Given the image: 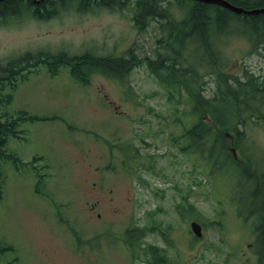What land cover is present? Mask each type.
Listing matches in <instances>:
<instances>
[{"label": "rangeland", "instance_id": "rangeland-1", "mask_svg": "<svg viewBox=\"0 0 264 264\" xmlns=\"http://www.w3.org/2000/svg\"><path fill=\"white\" fill-rule=\"evenodd\" d=\"M164 3L172 18L184 16L177 0ZM74 10L46 20L0 21V61L37 50L119 55L130 46L151 55L165 34L158 19L138 31L128 6ZM238 20L232 22L238 31L228 33L227 26L219 32L227 35L211 37L219 63L197 67L207 94L218 69L264 75V49L250 50L248 37L240 36L248 27ZM11 94L3 110L40 118L20 123L25 138L7 140L5 152L15 159L0 158V264H154L149 246L159 264H258L257 247L264 244L238 208L239 199H251L252 184L222 154L215 158L205 147L200 158L185 144L181 134L194 120V104L184 82L140 63L123 84L101 74L85 84L68 66L51 73L39 64ZM259 100L251 122L240 124L238 149L251 163L241 161L244 167L264 170V97ZM206 115L201 121L209 123ZM238 183L242 189H235ZM191 220L202 226L199 238ZM129 231L141 234L136 259Z\"/></svg>", "mask_w": 264, "mask_h": 264}, {"label": "trees", "instance_id": "trees-1", "mask_svg": "<svg viewBox=\"0 0 264 264\" xmlns=\"http://www.w3.org/2000/svg\"><path fill=\"white\" fill-rule=\"evenodd\" d=\"M184 1L177 0V3L182 4L180 6L185 8L184 16L181 19L171 20L172 25H169L166 19L171 16L166 8L167 4L164 3L165 0H0L1 22L8 18L10 20L23 18L25 15L33 19L46 20L69 9L86 12L98 8L121 10L128 6L131 11V19L138 31H142L150 21L158 19L161 31L165 33L157 40L158 45L153 49L151 55H139L131 46L118 56L108 53L96 55L91 51L70 55L63 50L58 53L37 50L8 58L4 62L0 61V158L4 156L14 158L5 152L4 147L10 137L25 138L20 123L26 119L40 118L29 116L22 111L9 114L3 110V107L10 102L11 91L16 87L18 81L25 79L27 74L39 64H45L51 73L59 70L61 65L68 66L72 77L85 84L89 83L90 77L94 74H101L123 84L125 79L130 76L134 66H138L140 63L145 64L152 73L160 77L181 81L190 87L194 104L191 115L194 120L181 134L187 139L185 144L192 147L189 149L197 153L200 158H204L202 155L205 147H207L208 154L215 158L220 154L228 159L231 158L224 146V132L230 130L237 138H240V135L243 138V132L239 131L240 124L238 123L243 122L244 113L254 110L253 103L264 97V75L256 74L244 67L240 71V76L219 73L214 91L207 94L204 76L197 71V67L205 65L208 61L213 65L218 63L217 52L213 48L214 43H211V33L215 31L214 29L225 28L229 22L230 14L228 9L219 5L194 0L192 3L186 4ZM256 2L257 4L250 7L264 6L263 0ZM240 5L246 6L243 3ZM235 15L238 19L244 20L242 23L248 27L247 29L244 27L245 30L242 33L252 43V50L264 49V15L258 13ZM237 18L235 20L241 22ZM189 44H194L196 49L201 48L203 51L200 52L201 49L191 51L188 48ZM183 49L188 53L186 54ZM242 109L244 110L242 111ZM206 114L209 116L210 124L201 121ZM212 125L218 127L216 131L211 130L210 126ZM174 140L179 142L180 138ZM181 150H186V147ZM212 167L215 169L217 166L212 164ZM244 173L248 174L247 171ZM261 177L263 176L249 174L247 180H244L252 184L250 202L256 197L257 205L261 204V200L259 196L257 198L254 195V179ZM1 179L0 172V194ZM192 208H189V211ZM258 230L260 233L257 239L264 244V225ZM140 236V233L136 232L133 235L130 231L126 235L133 257L136 256L135 250L142 243L138 240ZM149 247L152 248L149 252L153 256L152 260L156 262L154 264H159L161 257L154 251L156 248ZM256 252L258 264H264V245L257 247Z\"/></svg>", "mask_w": 264, "mask_h": 264}, {"label": "flooded vegetation", "instance_id": "flooded-vegetation-1", "mask_svg": "<svg viewBox=\"0 0 264 264\" xmlns=\"http://www.w3.org/2000/svg\"><path fill=\"white\" fill-rule=\"evenodd\" d=\"M224 1H226L230 4H233V5H236L238 7L248 9V10L252 9V8H256V7H250V6L257 4V2H256L257 0H237V1H234L237 3H234L232 0H224ZM242 3L245 4L246 6L240 5ZM209 4H215V3H209ZM215 5H217V4H215ZM248 7H250V8H248ZM257 7L258 8H264V6H257ZM224 8H226V7H224ZM226 9H228V8H226ZM228 10H229V14H230L231 18H237V16L235 14L251 15V14H247V13H243V12L236 13V12L231 11L230 9H228ZM258 14L264 15V13H262V12H259ZM230 17L228 19H230ZM214 30L215 31H221L223 29L220 30L219 28H217ZM251 112L252 111L246 112L245 115L249 116V115H251ZM230 141H232V144L236 145V147L239 144V142L237 141V136H236V140H235V135H233V133H232V137H230ZM253 170H254V173L257 172V169L253 168ZM256 175H262L263 177L254 179V185H255L254 195L257 196V198L259 196L260 200H261V204L257 205V203H256V205L253 207V210L251 212L253 214L254 221L251 220L250 223H251V227L253 229V234H254L255 238L260 233V230L257 231V229L263 228V225H264V221H262V219L264 218V170H262L261 172H257ZM257 201H258V199H257ZM257 210H258V212H257Z\"/></svg>", "mask_w": 264, "mask_h": 264}, {"label": "water", "instance_id": "water-1", "mask_svg": "<svg viewBox=\"0 0 264 264\" xmlns=\"http://www.w3.org/2000/svg\"><path fill=\"white\" fill-rule=\"evenodd\" d=\"M199 2H217L219 4L226 5V3L222 0H197ZM235 11H239L234 9ZM249 13H256L257 11H248ZM190 228L194 232L196 236H201V226L198 222L196 221H191L190 222Z\"/></svg>", "mask_w": 264, "mask_h": 264}, {"label": "bare ground", "instance_id": "bare-ground-1", "mask_svg": "<svg viewBox=\"0 0 264 264\" xmlns=\"http://www.w3.org/2000/svg\"><path fill=\"white\" fill-rule=\"evenodd\" d=\"M171 20H174V18H172V17H168L167 19H166V22L169 24V25H172V21Z\"/></svg>", "mask_w": 264, "mask_h": 264}]
</instances>
